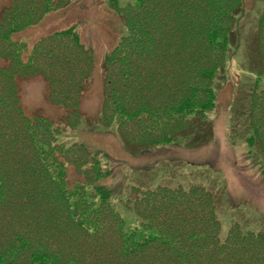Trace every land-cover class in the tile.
Listing matches in <instances>:
<instances>
[{
	"label": "trees",
	"instance_id": "1",
	"mask_svg": "<svg viewBox=\"0 0 264 264\" xmlns=\"http://www.w3.org/2000/svg\"><path fill=\"white\" fill-rule=\"evenodd\" d=\"M66 1L12 0V6L0 16V55L8 61L7 65H0V112L3 108L6 121L17 108L19 80L30 75L37 57H54L58 62L62 52L74 54L76 44L88 51L72 29L41 36L40 45H35L31 56L23 53L26 43L13 38L16 32L41 22L50 10L64 7ZM201 2L205 13L194 14V0H169L164 16L156 24L151 17L158 8H151L160 7L164 0H136L123 6L113 0L117 11L124 16L128 33L105 57V79L112 105L109 117L107 107L102 114L109 118L108 124H113L114 113H119L125 123L138 115H146L147 121L163 133L153 140L154 144L175 138L166 133L165 121L179 128V132L192 126L194 144L191 146L201 147L212 140L214 129L206 121V111L216 106V84L226 68L230 51L238 45L235 27L242 0ZM147 15L144 21L142 17ZM171 16L179 18L177 28L179 33L186 34L188 43L175 55L167 54L166 46L158 53L155 44H161L164 36L156 31L161 26L165 32ZM43 43L51 47H44ZM193 48L198 52L196 57L191 56ZM254 52L256 63L250 65L251 72L248 71L253 83L243 89L238 111L241 115L247 114L242 137L246 135L245 140L251 147L258 145L264 159V12L260 16ZM182 57L187 58L183 67L189 78L185 81L178 77ZM174 79L178 86L182 85L177 92L169 89ZM77 82L73 91L54 90L53 98L59 103H70L75 99L73 92L77 95L82 88L83 81ZM119 84L135 87L139 96L152 88V97L131 111L126 103H120V98L128 101L126 97H130L115 91ZM11 122L15 125L13 132H8V128L0 131V138L8 142L0 147V264H264V233L244 230L234 224L226 240L221 242L214 195L200 186L188 189L158 186L145 191L134 205L144 222L132 230L124 229L126 220L123 218L115 217L106 223L103 203L110 197V189L94 184L90 191L88 180L76 181L68 187L65 161H60L56 155L63 147L51 145L39 132L36 135L34 129H22L15 115ZM131 130L127 127V133ZM234 132L237 131L234 129ZM144 137L140 127L138 138L144 141ZM26 139L33 144L32 153H23ZM34 156L40 161L34 168L39 180L26 188L24 201L33 199V204H29L32 206L17 209L15 204L16 209L12 211L6 201L3 210L10 212H2L1 200L10 193L12 195L6 197H13L17 188L18 169L22 167L20 174L30 177L25 168ZM3 160H10L8 167L2 164ZM49 188H53L63 205V222L56 214L58 202L49 198ZM45 201L53 205L46 207ZM35 205L38 206L33 208ZM82 241H95L96 247L89 254L80 253L77 249L81 248Z\"/></svg>",
	"mask_w": 264,
	"mask_h": 264
},
{
	"label": "rangeland",
	"instance_id": "2",
	"mask_svg": "<svg viewBox=\"0 0 264 264\" xmlns=\"http://www.w3.org/2000/svg\"><path fill=\"white\" fill-rule=\"evenodd\" d=\"M118 1L122 6L136 2ZM168 1L164 0L160 7L151 5V9L158 8L151 17L156 24L164 16ZM201 1L194 0V14L205 13ZM12 4V0H0V16ZM263 12L264 0H242L235 27L239 35L238 40L235 39L238 45L230 51L226 68L220 73L216 84V106L206 111V121L213 125L214 135L204 146H191L194 144L192 126L179 132V128L173 127V124L170 126L167 121L164 125L166 133L175 138L170 142L152 143L163 133L147 121L146 115H138L125 123L119 113H114L113 124H108L112 103L105 79V57L128 33L124 16L117 11L113 0H67L64 7L47 12L41 22L13 35L14 40L26 43L23 53L31 56L35 45L41 42V36L56 30L72 29L79 34V41L88 51L76 44V52L68 55L62 52L58 62H55L54 57H37L30 75L19 80L17 108L14 107L16 109L7 121L2 108L0 131L8 128V132H13L15 125L11 121L15 115V118L20 119L22 129H34L36 135L39 132L51 145L62 146V152L58 149L56 155L60 161H65V184L68 187H72L76 181L88 180L90 191L94 189V184H102L110 189V197L103 203L106 223L115 217L118 220L123 218L126 220L124 229L132 230L144 222L137 215L134 205L145 195V191L150 192L149 189L158 186H182L186 189L200 186L214 195V209L220 222L218 238L221 242L226 240L234 224H239L244 230L264 233V159L258 145L251 147L245 140L246 135L242 137L247 114L241 115L238 111L243 89H248L253 83L248 71L251 72L250 65L256 63L254 44ZM147 18L148 15L142 17L144 21ZM178 20L177 16H171L165 32L161 26L157 29V34L160 32L164 36L161 44H155L158 53H162L166 46L167 54L175 55L188 43L186 34L179 33ZM43 44L44 47H51L48 43ZM193 55H198L194 48ZM4 58L0 55V65H7L8 61ZM185 59L182 57L179 60L181 69L178 77L182 81L189 78L183 67ZM83 72V79H80ZM176 79L169 83V89L175 92L182 86H178ZM81 80L82 88L77 95L73 92L75 99L70 103H59L53 98L54 90L73 91L77 81ZM115 91L130 97H126L128 101L120 98V103H126L131 111H135L140 103L145 104L153 93L151 88L144 96L142 92L139 96L135 87L127 88L122 84ZM106 107L108 117L104 118L102 113ZM127 127L132 129L131 132L127 133ZM140 127L144 131V141L138 138ZM24 143L23 153H32L31 140L26 139ZM6 144L8 142L0 138V147ZM9 161L3 160L2 164L8 167ZM39 162L38 157L34 156L26 164L25 169L30 177L20 174L22 167L18 169L17 188L13 197H6L12 195L10 193L1 200L2 212H10L3 210L6 201V206L11 207L12 211L16 209L15 204L17 209L23 205L28 208L32 206L29 204H33V199L24 202L25 190L38 182L39 174L34 172V168ZM94 176L97 177L94 179ZM49 189V198L58 202L56 214L63 222V205L53 188ZM96 199L99 200V197ZM44 203L46 207L53 205L49 201ZM11 230L9 227L10 233ZM70 233L74 236L73 231ZM69 240L71 245L72 240ZM80 244L81 248L77 249L80 253L89 254L96 247L95 241H82Z\"/></svg>",
	"mask_w": 264,
	"mask_h": 264
}]
</instances>
